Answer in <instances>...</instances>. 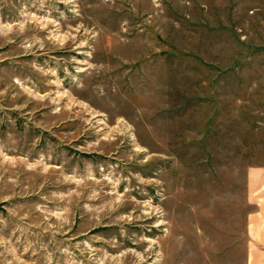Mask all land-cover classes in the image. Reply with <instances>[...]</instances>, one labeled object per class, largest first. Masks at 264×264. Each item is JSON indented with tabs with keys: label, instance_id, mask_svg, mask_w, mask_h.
<instances>
[{
	"label": "rangeland",
	"instance_id": "rangeland-1",
	"mask_svg": "<svg viewBox=\"0 0 264 264\" xmlns=\"http://www.w3.org/2000/svg\"><path fill=\"white\" fill-rule=\"evenodd\" d=\"M264 167V0H0V264H246Z\"/></svg>",
	"mask_w": 264,
	"mask_h": 264
},
{
	"label": "crops",
	"instance_id": "crops-1",
	"mask_svg": "<svg viewBox=\"0 0 264 264\" xmlns=\"http://www.w3.org/2000/svg\"><path fill=\"white\" fill-rule=\"evenodd\" d=\"M248 204L253 206L247 214V244L246 264H264V167L251 166L247 169Z\"/></svg>",
	"mask_w": 264,
	"mask_h": 264
},
{
	"label": "water",
	"instance_id": "water-1",
	"mask_svg": "<svg viewBox=\"0 0 264 264\" xmlns=\"http://www.w3.org/2000/svg\"><path fill=\"white\" fill-rule=\"evenodd\" d=\"M4 209V205L2 203H0V210Z\"/></svg>",
	"mask_w": 264,
	"mask_h": 264
}]
</instances>
